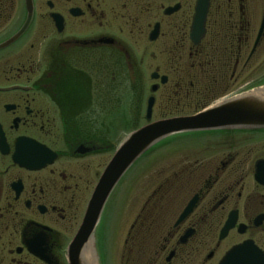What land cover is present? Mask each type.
<instances>
[{
  "label": "flooded vegetation",
  "instance_id": "af4514ba",
  "mask_svg": "<svg viewBox=\"0 0 264 264\" xmlns=\"http://www.w3.org/2000/svg\"><path fill=\"white\" fill-rule=\"evenodd\" d=\"M198 5L0 0V264H68L69 246L120 144L113 143L115 132L104 133L98 113L117 109L119 92L128 100L121 108L135 107L142 93L146 109L163 90L161 96L173 98L181 111L165 119L264 89V0H209L196 42L191 34ZM121 78L129 79L126 88H119ZM137 78L152 83L137 85ZM176 141L179 149L163 150L158 176L153 166L144 167L151 188L139 212L148 209V217L134 214L131 203L133 170L145 153L115 184L84 248L104 264L108 238L123 233L124 244L131 238L135 248L144 230L155 239L145 249L146 264H186L204 245L201 264H218L244 241L264 256V128L182 133ZM174 187L155 224L153 203L158 195L168 199ZM119 190L125 193L109 214ZM227 221L232 226L220 239ZM130 250L125 264H137L138 252Z\"/></svg>",
  "mask_w": 264,
  "mask_h": 264
},
{
  "label": "water",
  "instance_id": "95a60500",
  "mask_svg": "<svg viewBox=\"0 0 264 264\" xmlns=\"http://www.w3.org/2000/svg\"><path fill=\"white\" fill-rule=\"evenodd\" d=\"M209 0H199L192 26V39L196 42L203 36L204 22ZM164 79H161L163 83ZM154 91V87H152ZM153 98L147 100L145 120L151 118ZM264 128V89L257 88L214 103L189 116H178L150 122L129 133L119 144L111 160L105 166L93 191L87 214L67 251L68 264H84L85 243L91 237L92 228L115 184L126 170L157 142L176 134L211 130ZM190 209H188L184 214ZM232 223L225 222L219 238H223ZM91 263L97 264L92 250L88 253ZM218 264H264V256L252 245L244 241L232 246Z\"/></svg>",
  "mask_w": 264,
  "mask_h": 264
},
{
  "label": "rangeland",
  "instance_id": "374dc122",
  "mask_svg": "<svg viewBox=\"0 0 264 264\" xmlns=\"http://www.w3.org/2000/svg\"><path fill=\"white\" fill-rule=\"evenodd\" d=\"M256 79L257 78H249L248 80L249 82L251 81L256 82ZM136 80H137V85L142 84L144 80L147 81V86L148 84L152 83L151 82L152 80H150L149 78H145V79L137 78ZM128 84H129V79L121 78L119 88L121 89L123 87L126 88ZM163 92L164 91L161 90L158 92V94H156L157 100H156L154 107L152 108L151 120L149 122H154L159 119H164V116H163L164 114H174L180 111V109H175V107H178V105L175 103V100L173 98L171 99V101H167L161 96ZM119 95H120L119 97L121 101H120V106L117 109L115 108L108 109L104 107L102 110L98 111L99 115L102 117L101 120H103V125L105 128L104 133H109L111 135L113 132H115L116 137L114 138V142H113L114 144L117 143L118 141L121 142L122 138H124L130 132L138 129L141 126H144L147 123V121L144 119L145 103L143 104L141 103L142 93L137 94L136 96L137 100L135 101L136 102L135 107L129 106L128 109L121 108L124 105L128 106L127 105L128 100L126 99V91L119 92ZM210 103L211 102H209V104ZM184 112H191V110L189 111L184 110ZM177 149H179V147L176 141V137L175 136L167 137L157 142L156 144H154L149 149V151L146 152L147 157L141 159L136 164V168L133 170L136 173L135 174L136 193L134 195V198L131 201V203L134 206V212H133L134 214L138 215L140 213L139 210L142 207L146 198L148 197V192L150 191V188H151L150 187L148 189V186H146L147 178L143 173L144 167H147L149 165L153 166V169H152V172H154L153 175L158 176L157 172H159L164 165L163 158L161 157L163 150H177ZM172 156H174V154H172ZM170 161H173V158H171ZM153 182H154L153 185L156 186L159 183V179H154ZM162 191L164 193L166 190L162 189ZM121 192H123V195H124L125 191L119 190L116 196H114V198L112 197L111 201H109V208H110L109 214L111 213V207H115L121 201L122 199ZM176 192H177V187L167 190V194L169 196L168 199L167 198L160 199L158 195V199L156 200V203H153L154 206H152L153 208L152 215L153 217L157 218V219L154 218L155 224L161 221L160 218L163 216L164 209L168 206L169 203H171L170 198L173 197L176 194ZM125 204H126V201H125ZM140 214L148 217L149 210L145 209L144 212H141ZM142 219L146 220L147 218H142ZM128 224L125 226L126 228L128 227ZM124 239L125 237L123 233H121L118 237L108 238L107 240L108 246H107V252H105L104 264H125L126 259L131 257V255L129 256V253H128V251L131 248L132 249L130 251L134 252L136 250L135 253L138 252L134 254L137 257V260H135V262H137V264H146L147 254L145 252V249L146 248L149 249V246L152 244L151 241L153 242L155 239H153V237L150 238L146 236V233L144 230L135 239L134 241L135 248L133 247V240L131 238L127 240L126 244H124ZM229 244L230 243L228 241L223 244L216 258L220 256L222 251ZM137 247H140L141 250L138 251ZM208 248L209 247H206L205 245L202 247H199L197 251V255L195 256L194 260L190 259L189 261H186L188 257V254H186L185 255L186 264H201L202 258L207 253ZM97 262H98L97 264H100L99 261Z\"/></svg>",
  "mask_w": 264,
  "mask_h": 264
},
{
  "label": "bare ground",
  "instance_id": "6f19581e",
  "mask_svg": "<svg viewBox=\"0 0 264 264\" xmlns=\"http://www.w3.org/2000/svg\"><path fill=\"white\" fill-rule=\"evenodd\" d=\"M88 250H90L89 248H87L84 253H83V260H84V264H93L91 263L92 257L90 255V252L88 253ZM96 264V263H95Z\"/></svg>",
  "mask_w": 264,
  "mask_h": 264
}]
</instances>
